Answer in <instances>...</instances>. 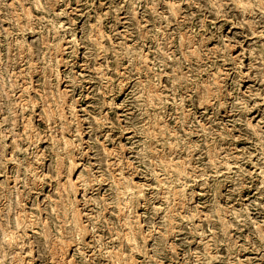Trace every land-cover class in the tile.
Returning <instances> with one entry per match:
<instances>
[{
  "label": "rangeland",
  "instance_id": "obj_1",
  "mask_svg": "<svg viewBox=\"0 0 264 264\" xmlns=\"http://www.w3.org/2000/svg\"><path fill=\"white\" fill-rule=\"evenodd\" d=\"M71 262L264 264V0H0V264Z\"/></svg>",
  "mask_w": 264,
  "mask_h": 264
},
{
  "label": "bare ground",
  "instance_id": "obj_2",
  "mask_svg": "<svg viewBox=\"0 0 264 264\" xmlns=\"http://www.w3.org/2000/svg\"><path fill=\"white\" fill-rule=\"evenodd\" d=\"M231 51V50H230ZM95 71V70H94ZM208 88V87H207ZM35 92V91H34ZM208 104V103H207ZM58 110V109H57ZM63 125V124H62ZM66 128V127H65ZM16 143V142H15ZM9 158V157H8ZM71 175V174H70ZM71 243V242H70ZM66 244V243H65ZM51 248V247H50ZM60 248V247H59ZM113 250V249H112ZM61 258V257H60ZM12 262V261H11ZM72 264V262H71Z\"/></svg>",
  "mask_w": 264,
  "mask_h": 264
}]
</instances>
